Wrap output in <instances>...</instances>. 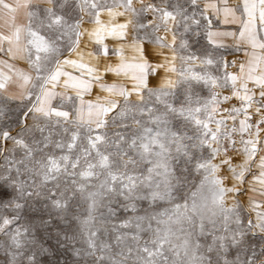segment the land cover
I'll list each match as a JSON object with an SVG mask.
<instances>
[{
  "label": "snow or ice",
  "instance_id": "snow-or-ice-1",
  "mask_svg": "<svg viewBox=\"0 0 264 264\" xmlns=\"http://www.w3.org/2000/svg\"><path fill=\"white\" fill-rule=\"evenodd\" d=\"M19 6L0 264H264V0Z\"/></svg>",
  "mask_w": 264,
  "mask_h": 264
},
{
  "label": "crops",
  "instance_id": "crops-1",
  "mask_svg": "<svg viewBox=\"0 0 264 264\" xmlns=\"http://www.w3.org/2000/svg\"><path fill=\"white\" fill-rule=\"evenodd\" d=\"M12 10L0 7V30L6 27L5 21L15 20L16 23H21L24 18V8L19 6V0H4Z\"/></svg>",
  "mask_w": 264,
  "mask_h": 264
}]
</instances>
